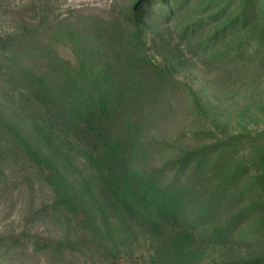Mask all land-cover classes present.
<instances>
[{"label": "rangeland", "instance_id": "obj_1", "mask_svg": "<svg viewBox=\"0 0 264 264\" xmlns=\"http://www.w3.org/2000/svg\"><path fill=\"white\" fill-rule=\"evenodd\" d=\"M244 1L184 0L179 7L178 0H153L155 7L138 8L144 0H0V39L7 52L48 74L57 95L68 89L70 71L76 79H100L125 98L117 132L128 143L132 168L162 170L164 184H178V165L170 162L233 136L257 137L243 140L233 162L252 171L212 217L193 219L215 196L211 175L181 174L192 187L185 227L201 250L194 264H264V182L253 167L264 147V45L254 40L264 31V0L257 21L233 27ZM166 5L170 12L164 13ZM0 117L46 152L77 188L89 185L102 209L92 205L97 226L83 215H54L49 170L7 152L12 141L0 132V264H163L160 244L122 216L87 149L2 73ZM243 212L245 221L233 237L207 240L214 228ZM37 239L80 246L57 252L36 245ZM94 240L119 244L117 260L106 259Z\"/></svg>", "mask_w": 264, "mask_h": 264}, {"label": "trees", "instance_id": "obj_2", "mask_svg": "<svg viewBox=\"0 0 264 264\" xmlns=\"http://www.w3.org/2000/svg\"><path fill=\"white\" fill-rule=\"evenodd\" d=\"M167 1L164 0L165 3ZM144 3L150 5V8L155 7L153 0H144L143 4L139 3L138 8ZM183 3L184 0H178L179 7H182ZM258 7L259 0H245L232 23L233 27L241 24L246 29L249 22L257 21ZM162 11L170 12V7L166 5ZM135 12L137 16L141 15L139 9ZM140 26L138 20L136 27L138 38ZM254 40L259 45H264L263 29ZM0 42V65L3 64L0 73L10 81L20 83L29 96L47 113L51 122L87 149L95 166L103 171L105 190L119 207L122 216L141 232L152 235L160 244L162 263L194 264L201 250L196 247L193 234L185 227V211L192 187L189 182L181 179V174L190 170L191 174L199 175L200 178L207 174L211 175L216 185L215 196L199 206L193 214V219L197 221L212 217L228 193L238 189L252 171L253 168L247 164L233 162L238 146L243 140L249 141L255 136H233L188 152L177 161L168 164L178 165V184L176 181L164 184L162 181L164 171L142 172L132 168L127 162L128 143L117 132L118 123L123 119L127 106L121 94L111 90L100 79L90 76L76 79L68 71V89L59 96L48 74L37 73L16 62L17 53L7 52L5 41L0 39ZM0 132L12 141V147L7 152L25 156L37 167L49 170L48 179L54 191V202L50 209L54 215L76 219L83 215L86 223L96 225L94 216L96 212H93L92 205L101 212L102 209L96 201L95 191L89 185L77 188L57 170L53 159L46 152L37 148L29 137L5 123L1 117ZM253 167L259 173L258 180L264 182V147L259 151V159ZM245 217L244 212L240 213L224 226L214 228L208 234L207 240L212 243L226 242L239 230ZM262 225L264 227V216ZM112 234L108 229L107 236L110 240L114 238ZM104 242L93 241L102 249L106 259L116 261L120 251L119 244L117 246L113 241L115 245L110 246ZM35 244L57 252L66 247L73 249L80 246L79 243L67 244L62 241L41 239H37Z\"/></svg>", "mask_w": 264, "mask_h": 264}]
</instances>
